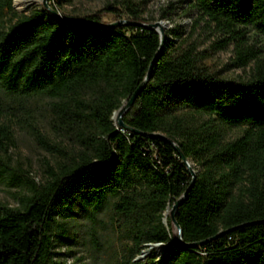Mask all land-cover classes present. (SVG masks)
I'll list each match as a JSON object with an SVG mask.
<instances>
[{
  "label": "trees",
  "instance_id": "obj_1",
  "mask_svg": "<svg viewBox=\"0 0 264 264\" xmlns=\"http://www.w3.org/2000/svg\"><path fill=\"white\" fill-rule=\"evenodd\" d=\"M49 1L61 16L0 0V179L19 187L16 206L0 202V264H65L52 258L55 242L74 243L83 218L96 243L106 209L127 239L119 264H143L137 257L158 242L168 245L156 264H264V57L249 42L264 39V0H190L193 31L165 29L162 45L155 29L133 24L146 19L130 0L120 2L126 16L104 8L130 22L119 25L104 9L78 19L60 10L75 0ZM196 28L216 50L233 43L231 66L248 71L212 70L208 49L191 39ZM155 54L119 127L113 113ZM232 127L241 132L226 139ZM21 132L54 157L42 180L12 165ZM151 133L171 139L195 171L175 211L181 242L169 210L192 176L173 144Z\"/></svg>",
  "mask_w": 264,
  "mask_h": 264
},
{
  "label": "rangeland",
  "instance_id": "obj_2",
  "mask_svg": "<svg viewBox=\"0 0 264 264\" xmlns=\"http://www.w3.org/2000/svg\"><path fill=\"white\" fill-rule=\"evenodd\" d=\"M42 0H21L17 4L13 0V8L19 12H26L35 5L42 4ZM123 0H75L71 5H64L60 10L66 13H73L78 19H83L86 14H91L103 10L108 4L119 10L123 16H126L125 8L120 3ZM135 3L141 17L146 19V24L159 23L165 29L172 28L175 25H180L186 33L193 31V21L195 16L189 12L188 5L190 0H130ZM47 4L53 1L46 0ZM104 11V12H103ZM101 14L104 21L116 22L117 17L115 12L104 9ZM52 19L56 20V16L52 15ZM155 30L159 33V27ZM160 34V33H159ZM198 39L202 42L201 48H207L206 64L214 71H219L227 78H236L238 75L243 76L248 67H232L234 58V45L229 44L221 50H216L211 47L213 38L209 39L207 31H202L200 28L194 29L191 39ZM254 44L255 48L261 50L260 56L264 57V39L256 38L249 41ZM117 114L113 119L117 121ZM241 132L240 127H232L225 130L226 139L236 137ZM14 143L10 146L12 156V165L21 166L24 170H28L32 177L37 180H42L46 175L45 160L53 165L54 157L45 150L41 144L31 138L26 133H20L17 138H14ZM18 190L15 184H10L8 178L0 179V202L10 205H17ZM167 213V212H165ZM74 243L55 242L52 256L53 260L65 264H119V256L127 243V239L120 237L117 232V221L110 209H106L98 214V221L93 225L96 234V243L91 240V237L86 233L89 228V222L83 218L74 221ZM143 256H138L137 259L143 264L157 263L159 257L155 250H148ZM150 251V252H149Z\"/></svg>",
  "mask_w": 264,
  "mask_h": 264
},
{
  "label": "water",
  "instance_id": "obj_3",
  "mask_svg": "<svg viewBox=\"0 0 264 264\" xmlns=\"http://www.w3.org/2000/svg\"><path fill=\"white\" fill-rule=\"evenodd\" d=\"M41 2H42V5H43L44 7L48 8L49 10H51V9L49 8V6H48L46 0H42ZM51 11H52V10H51ZM52 13H54L56 16H61V15H60L59 13H57L56 11H52ZM123 23L128 24V23H130V22L116 21V22H113L112 24H109V25H119V24H123ZM133 24L138 25V26H143V27H145V28H149V29H155L156 27H159V30H160L159 33H160L161 36H162V38H161V45L163 44V41H164L163 33H164V32H163V28L160 26L159 23L146 24V23H138V22H136V23H133ZM109 25H108V26H109ZM156 58H157V54H155V56L153 57V59L151 60V62H150V64H149V67H148V71H147V74H146V78H145V80H144L141 84H139V86L136 88V90H135V91L133 92V94L130 96V98L128 99V101H127V102H126L121 108H119L118 111H116V112L113 113V116H114L115 114H117V118H116V119H117V122H118L119 127H123V128L126 127V125L123 123V121H122V119H121V118H122V115H123V114H124V113H125L130 107H131V105L133 104L134 99L136 98V96L138 95V93H139V92L142 90V88L144 87V85H145L147 79H148L149 76H150V73H151V71H152V67H153V64H154ZM134 132L138 133L137 130H134ZM146 136H148V137H152V138H158V139H161V140H165V141H167V142L173 144V146H174V148L176 149V151L180 154V156H181V158L183 159V161L187 164V166H188V170H189V172H190V174H191V176H192V182L190 183V185L188 186V188L186 189V191L183 193L182 197H180L179 199H177L176 202L172 205V207H171L170 210H169L170 218H171V220H172V222H173V224H174V227H175V229H176V231H177V232H176V236H175V237H176V240H177L178 242H181V229H180L178 223H177L176 220H175V211H176L178 205H179V204L185 199L186 194H187V191H188V189L190 188V186L192 185L193 180H194V178H195V171L193 170V168L191 167L190 163L187 161V159L185 158V156L180 152L179 147H178L177 145H175L171 139L167 138L165 135H163V134H161V133H151V134H147ZM163 222L165 223V218L163 219ZM228 231H229V230H225V231L219 232L218 234H216V235L213 236L212 238L219 237V236H221V235L227 233ZM169 243H170V242H169ZM158 245H164V246H167L168 243H161V242H158V243H148V244H147V247H148V248H151V247H156V246H158ZM189 245H193V244H189ZM146 253H148V252L143 250L140 256H143V255H145Z\"/></svg>",
  "mask_w": 264,
  "mask_h": 264
},
{
  "label": "bare ground",
  "instance_id": "obj_4",
  "mask_svg": "<svg viewBox=\"0 0 264 264\" xmlns=\"http://www.w3.org/2000/svg\"><path fill=\"white\" fill-rule=\"evenodd\" d=\"M25 1L28 3V0H25ZM15 2H16L17 4H20L21 0H15ZM28 4H29V3H28ZM165 247H166V246H164V245H158V246H156V247H151V248H149L148 250H155V251H156V254L160 255L161 252L163 251V249H164Z\"/></svg>",
  "mask_w": 264,
  "mask_h": 264
}]
</instances>
